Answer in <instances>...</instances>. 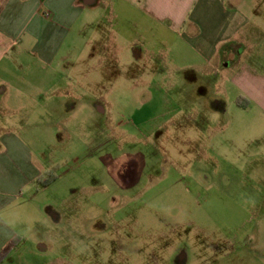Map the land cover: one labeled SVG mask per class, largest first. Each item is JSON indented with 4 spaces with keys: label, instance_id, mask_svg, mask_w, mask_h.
<instances>
[{
    "label": "rangeland",
    "instance_id": "rangeland-1",
    "mask_svg": "<svg viewBox=\"0 0 264 264\" xmlns=\"http://www.w3.org/2000/svg\"><path fill=\"white\" fill-rule=\"evenodd\" d=\"M119 45L96 42L60 69L56 100L68 109L49 138L60 179L45 213L58 251L42 239L39 264H264L261 187L241 157L261 149L246 145L254 109L220 76Z\"/></svg>",
    "mask_w": 264,
    "mask_h": 264
},
{
    "label": "crops",
    "instance_id": "crops-1",
    "mask_svg": "<svg viewBox=\"0 0 264 264\" xmlns=\"http://www.w3.org/2000/svg\"><path fill=\"white\" fill-rule=\"evenodd\" d=\"M263 2L0 0V254L12 246L0 264H39L48 253L42 239L57 254V231L45 225V213L55 204L60 176L47 186L39 182L55 164L56 144L49 138L60 137L55 126L62 124L55 114L68 109L59 107L55 89L60 69L76 64L96 42L112 50L123 41L161 50L165 59L183 60L235 88L241 106L256 115V122L243 126L252 137L246 145L261 149L241 157L244 175L261 187L258 205L264 209ZM41 129L48 130L46 138ZM43 264L63 263L57 258Z\"/></svg>",
    "mask_w": 264,
    "mask_h": 264
},
{
    "label": "trees",
    "instance_id": "trees-1",
    "mask_svg": "<svg viewBox=\"0 0 264 264\" xmlns=\"http://www.w3.org/2000/svg\"><path fill=\"white\" fill-rule=\"evenodd\" d=\"M239 106H241L240 101H237ZM56 179V177H51L49 176L46 180L44 181H39L42 185L47 186L49 184H51V182H53ZM12 250V246H9L7 248H5V250L3 251V253L0 254V263L5 259V257L9 254V252Z\"/></svg>",
    "mask_w": 264,
    "mask_h": 264
}]
</instances>
